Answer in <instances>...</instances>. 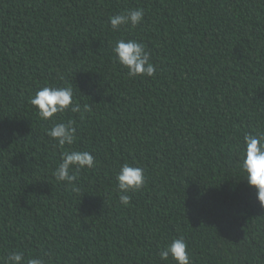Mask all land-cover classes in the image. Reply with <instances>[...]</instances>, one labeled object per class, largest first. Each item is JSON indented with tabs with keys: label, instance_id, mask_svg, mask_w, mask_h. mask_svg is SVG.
Returning a JSON list of instances; mask_svg holds the SVG:
<instances>
[{
	"label": "trees",
	"instance_id": "16d2710c",
	"mask_svg": "<svg viewBox=\"0 0 264 264\" xmlns=\"http://www.w3.org/2000/svg\"><path fill=\"white\" fill-rule=\"evenodd\" d=\"M143 9L135 28L109 17ZM145 45L156 72L128 76L117 41ZM71 87L80 113L42 120L31 98ZM89 107L85 112L84 106ZM73 121L74 144L47 132ZM264 133V0H0V264H264V208L241 170L244 137ZM90 152L75 189L54 173ZM142 190L119 203L123 164Z\"/></svg>",
	"mask_w": 264,
	"mask_h": 264
},
{
	"label": "clouds",
	"instance_id": "9594fccd",
	"mask_svg": "<svg viewBox=\"0 0 264 264\" xmlns=\"http://www.w3.org/2000/svg\"><path fill=\"white\" fill-rule=\"evenodd\" d=\"M143 19V9H135L109 17V23L113 31H119L121 26L135 28L143 22ZM113 52L118 64L127 69L129 77L154 76L156 68L150 63V54L142 43L121 39L116 42ZM30 103L36 108L38 116L45 121L54 119L57 114L81 112V106L73 101L71 87H42L31 98ZM83 110L87 112L89 107L85 105ZM47 136L52 138L61 149L66 146L70 148L76 139V128L73 127L71 120L67 123H54ZM94 164L95 158L90 152L66 150L62 153L61 163L54 175L57 181L71 184L75 189L76 173L91 169ZM240 168L246 174L248 185L255 190L261 208H264V133L249 134L244 137ZM116 179L119 203L127 207L131 201L128 193L139 192L145 185L144 169L125 163L120 167ZM159 256L162 261L171 258L175 264H192L183 237L172 240L160 251ZM3 264H25L24 254L13 252L4 259ZM26 264H45V261L41 258H30Z\"/></svg>",
	"mask_w": 264,
	"mask_h": 264
}]
</instances>
